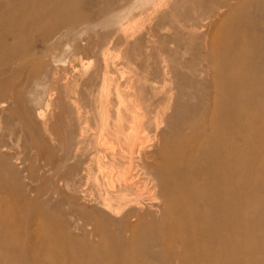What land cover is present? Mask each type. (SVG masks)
I'll list each match as a JSON object with an SVG mask.
<instances>
[{
    "label": "rangeland",
    "instance_id": "rangeland-1",
    "mask_svg": "<svg viewBox=\"0 0 264 264\" xmlns=\"http://www.w3.org/2000/svg\"><path fill=\"white\" fill-rule=\"evenodd\" d=\"M80 11L86 22L77 24L75 37L84 48L75 52L68 29L33 32L23 46L33 65L25 61L12 68L20 103L8 100L0 108V195L9 193L0 202V225L3 220L10 223L12 238L24 241L19 260L15 255L23 245L14 247L10 239L4 244L14 264H56L49 251L52 234L36 223L51 221L63 228L76 223L69 202L88 204L80 171L100 138L101 123L116 122L120 102L128 103L129 94L136 92L139 113L168 97L157 122L161 129L167 128L169 142H178L185 134L172 132L184 123L186 114L192 112L198 120L219 115L214 102L217 87L237 82L243 74L264 77V0H83ZM116 16L123 19L121 25ZM128 16L130 20L125 19ZM220 36L232 43L248 38L251 49L258 45L257 62L237 71L218 70L216 65L231 59L218 47L209 55ZM11 58L4 57V63ZM188 92L196 99L188 98ZM244 94L252 99L251 92ZM263 95L241 107L234 104L230 127L234 183L243 182L242 227L247 231L246 244L258 251L253 260L259 264H264ZM154 138L155 132H149L150 149ZM67 177L74 179L76 189L64 185ZM73 234L81 237L80 232Z\"/></svg>",
    "mask_w": 264,
    "mask_h": 264
},
{
    "label": "bare ground",
    "instance_id": "bare-ground-1",
    "mask_svg": "<svg viewBox=\"0 0 264 264\" xmlns=\"http://www.w3.org/2000/svg\"><path fill=\"white\" fill-rule=\"evenodd\" d=\"M82 1L0 0V61L3 63L0 65V108L6 107L8 100H13L15 105L20 103L12 68L23 66L25 61L27 65H33L34 60L24 50V44L30 41L33 32L48 28L55 31L68 29L72 33L69 43L75 52L84 48L82 40L75 37L77 24L86 22L80 11ZM125 19L130 20V17ZM122 22L118 16L116 24ZM238 41L244 43L240 45ZM250 46L248 38H236L232 43L220 36L212 42L209 55L214 47L226 50L227 58L231 59L221 61L216 68L237 71L248 64L253 66L260 57L259 46L253 49ZM6 56L13 57L8 64L3 61ZM107 79L105 77L104 82ZM56 82L58 84V79ZM217 89L214 102L221 110L219 115L198 120L192 112L186 114L184 123L172 132L173 136L185 134L178 142H169L167 128L161 129L157 122L167 108L168 97L157 100L156 105L139 113L134 92L127 96L128 103L121 100L116 122L104 123L101 119L100 138L91 146L93 152L80 171L83 199L88 204L69 202L76 215L75 224H66L63 228L51 221L36 223L37 227L52 234L49 251L53 262L259 264L258 259L253 260V254L258 251L246 244L247 231L242 227L246 219L241 213L244 196L240 185L243 182L234 183L230 127L231 107L253 103L256 96L264 94V77L255 79L251 74H243L237 82ZM246 91L251 92L252 99L246 97ZM187 97L196 99L190 92ZM71 101L76 105L75 100ZM1 120L0 116V123ZM151 131L155 132L152 149L147 145ZM51 132L54 134V130ZM239 164V161L235 162V166ZM51 171H58V168L52 167ZM63 183L68 188H77L72 177H67ZM8 196L9 193L4 192L0 202ZM7 209H4L5 213ZM9 226L10 223L4 220L0 225V264H14L3 250L8 239L14 247L24 244L23 240L12 238ZM74 231L80 232L81 237L73 234ZM23 249L24 245L15 260L20 259Z\"/></svg>",
    "mask_w": 264,
    "mask_h": 264
}]
</instances>
